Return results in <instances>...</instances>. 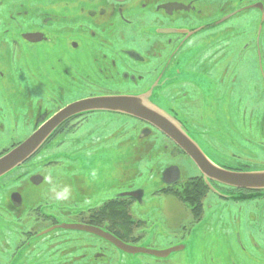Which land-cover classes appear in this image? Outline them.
I'll list each match as a JSON object with an SVG mask.
<instances>
[{"label": "flooded vegetation", "instance_id": "af4514ba", "mask_svg": "<svg viewBox=\"0 0 264 264\" xmlns=\"http://www.w3.org/2000/svg\"><path fill=\"white\" fill-rule=\"evenodd\" d=\"M121 96L220 169L264 170V0H0V158L66 106ZM155 143L192 164L155 170L173 224L151 223L136 182ZM0 190V264H264V192L206 181L133 115L68 118Z\"/></svg>", "mask_w": 264, "mask_h": 264}, {"label": "water", "instance_id": "95a60500", "mask_svg": "<svg viewBox=\"0 0 264 264\" xmlns=\"http://www.w3.org/2000/svg\"><path fill=\"white\" fill-rule=\"evenodd\" d=\"M142 103L143 101L139 97L121 96L81 100L66 106V108L62 109L61 112L50 119L45 126L36 131L32 137L26 139L22 144L14 148V150L4 154L0 158V178L14 171L17 166L24 163L26 159L39 149L51 132L68 118L88 111H111L133 115L141 120L144 119L154 128L160 130L165 137H168V139L192 160L206 181H215L222 186L224 185L232 189L264 192V170L243 173L220 169L209 159L210 154H208L205 148H201L200 144L196 143L193 138L182 133L174 124H171L166 119H162L155 113L153 114ZM115 246L121 250H131L134 254H138L140 251V249H134L128 246L126 248L121 245Z\"/></svg>", "mask_w": 264, "mask_h": 264}, {"label": "rangeland", "instance_id": "374dc122", "mask_svg": "<svg viewBox=\"0 0 264 264\" xmlns=\"http://www.w3.org/2000/svg\"><path fill=\"white\" fill-rule=\"evenodd\" d=\"M245 18H241L239 19L240 21H243ZM241 28H239V30H247L246 33H249L250 29H253L252 26V20H248L246 23L240 25ZM254 39L255 37L252 36ZM237 45V41L235 42V46ZM248 77L250 76L249 73H246V75H244V77ZM242 78V76H241ZM167 144V142H166ZM154 146H152V148L150 150H154V152L151 153L150 157H147V155H145L143 157V159L141 160H136L135 162L137 163V167H136V171H146V170H153L150 173H143L142 176L136 172V182L138 184V186L141 185L144 186L146 183H149L146 187H143V189L145 190V201H146V205L147 207L145 208L144 213L148 214V218L150 219L151 223L154 221H162L165 217H167L166 213H170L171 216V224H173V220L175 219V217H179L181 215V211H182V205L178 203V201L176 199H169V200H164V198L162 196L160 197H155L152 193L155 191L154 188L156 186V181H157V175L155 170L156 169H161V167H163L165 165V163H170L171 165H176L177 167H182V170L184 171V169L188 168V173L183 176L184 180H187L190 176H192L193 171H191L190 166H192L191 162L186 160L183 157H177L178 159H175L172 156L171 150H167V153L165 155L161 154H156V148H157V143L153 144ZM151 146V143H150ZM184 168V169H183ZM2 190H0L1 192ZM162 226H164V228L167 229V226L164 225V223L162 222ZM154 236V235H153ZM161 237V235L157 234V237ZM158 237V238H159ZM155 238V237H154ZM144 245V244H143ZM155 245H157V239L155 238ZM141 246V245H140Z\"/></svg>", "mask_w": 264, "mask_h": 264}, {"label": "clouds", "instance_id": "9594fccd", "mask_svg": "<svg viewBox=\"0 0 264 264\" xmlns=\"http://www.w3.org/2000/svg\"><path fill=\"white\" fill-rule=\"evenodd\" d=\"M65 191H66V190H65ZM63 195H64V193H57L56 198H57V199H61V198H63Z\"/></svg>", "mask_w": 264, "mask_h": 264}]
</instances>
